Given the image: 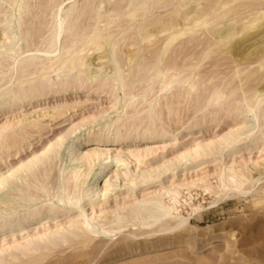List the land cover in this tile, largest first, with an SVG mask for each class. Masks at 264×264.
<instances>
[{
    "label": "bare ground",
    "instance_id": "6f19581e",
    "mask_svg": "<svg viewBox=\"0 0 264 264\" xmlns=\"http://www.w3.org/2000/svg\"><path fill=\"white\" fill-rule=\"evenodd\" d=\"M97 1L0 0L1 117L70 97L69 91L107 93L110 112L117 113L102 124L95 119L100 130L88 128V135H74L88 123L64 133L57 123L53 129L61 135H48L47 146L28 160L21 157L24 145L65 111L53 108L46 123L39 114L3 119L0 264H44L60 246L88 249L96 239H121L125 251L160 246L204 210L193 204V189L212 194L214 207L249 195L262 180L252 172L264 165V0H105L109 9ZM224 67L229 73L210 70ZM190 106L184 133L197 144L151 165L167 139L173 138L172 148L189 141L176 132ZM164 112L174 128L162 120ZM230 123L225 134L220 129L204 140L213 125ZM155 141L160 146L151 147ZM87 142L108 149L84 150ZM129 144L134 149H118ZM244 150L249 153L238 156ZM8 164L13 167L2 173ZM182 205L190 209L186 216Z\"/></svg>",
    "mask_w": 264,
    "mask_h": 264
},
{
    "label": "rangeland",
    "instance_id": "374dc122",
    "mask_svg": "<svg viewBox=\"0 0 264 264\" xmlns=\"http://www.w3.org/2000/svg\"><path fill=\"white\" fill-rule=\"evenodd\" d=\"M99 3H104L106 9L110 8V6L107 5V2L105 0H98L97 4ZM124 4L125 3H123V5ZM159 11L162 12L161 10ZM145 46H147V43H145ZM96 55L97 54H95V56ZM97 63H99V61L94 62V64ZM208 66L209 65H206L203 70L208 69L209 68ZM210 70L213 71L218 70L219 72L220 71L223 72L226 69L224 67V68L210 69ZM226 73H229V71L226 70ZM50 77L54 79L53 75H51ZM259 89H262V87L260 86ZM68 93L69 94L71 93L70 97H62V98L56 97V99H52V100L50 99L46 101L41 100L42 102L35 103L34 105H32L33 104L32 103L31 104L32 106L31 105H29V107L26 106L24 107L25 109L23 108L20 110L19 108H13L9 112H5L8 113L5 116L3 117L0 116V127H1L2 125H4L5 121L3 119L5 117L7 119L9 118L8 120L9 122H13L11 121V118L12 116L13 118L14 116L15 118H17V114L18 115L20 114L21 117H25V116L29 117V115L35 116V114H39V116H42L41 120L44 123H46L47 121H51L50 119H48V117H46V115L48 116V112L51 110L53 111L54 110L53 108H55L56 110L61 109L62 111L63 110L65 111V113L62 116H59L60 118L58 117V119H55L54 121L52 120L53 122L51 125H53V127H51L52 129L50 128L51 130L50 129L44 130L42 132L43 136L41 137L39 136L38 139L35 138L36 137L35 135H37L35 134L33 136V139L31 138L30 140L31 142H28L27 144L24 145L25 147H28V149H24V153L25 152L26 153L21 154V157H24L23 159L26 158V160H28L29 157L31 158V156L37 155L39 150H40L39 152H41V149L45 148L47 146V143H49L48 141L50 140L51 137L49 138L48 135L52 136L53 134H55V137L57 136L59 137L61 135L58 133V131L54 130L55 127H57L56 126L57 123L58 124L61 123L63 124V126H65L61 133H64L65 131L68 132L71 126L88 123V125H85L84 128H82L80 131H77V133L74 134L76 136L82 133L84 130L86 131V129L91 127H95V129H92V132L90 130L91 134L94 133L93 130L95 132L99 131L100 127H98V121L96 122L95 119L96 120L99 119V123H101V121L105 123L107 120L115 118L117 116V113L115 114L113 110H111L112 113L110 112V108L112 105L111 102H113V97L109 99L110 96H107V93H100V91H96V92L94 91L95 94L94 95L93 91H90L89 94L83 91L80 92L81 94H79L78 96L72 95L73 93H75L74 91H69ZM105 94L107 97L105 96ZM117 94L119 98L122 97V94L120 92ZM168 94L166 96H168ZM71 98H73L74 100L70 101ZM192 105L193 104H191V106ZM118 108L119 107H117V110ZM189 110H190L189 112H184L183 120L179 125H177V128H181V129H179V131L176 132V135L177 137L179 136V138L183 136L185 137L184 141L189 140L190 142L187 141L182 144H180L179 142L178 143L179 145H177L175 148H172V144L174 142L173 138L167 139L165 143L166 150L164 152L159 151L155 155V158L152 160L151 165L154 166L157 164L159 165L162 161L170 159L172 158V156L182 152L183 149L189 148L192 145L197 144V141H193L194 142L193 144L192 141L190 140V137L193 135H189V137L186 138L187 135H185L186 133H184L185 132L184 126H186V124L189 123L193 117L192 114L193 109L191 108ZM106 112L107 114H105ZM120 112L121 111L118 110V113ZM144 114L145 112H143L142 114L138 113L136 114L137 116H134V118L143 117ZM100 116L103 119H101ZM161 118L163 121L166 122V124H169L170 127L174 128V122H173L174 120L171 118L173 121L170 120L169 122L165 112L161 116ZM14 122H16V119ZM70 122L71 125H69ZM93 122H96L95 123L96 125H94ZM182 123L184 124L183 126L181 125ZM231 125L232 123H230L227 126H222V128L221 126H219L218 128L216 127V129L215 126L213 125L212 126L213 129L210 128L209 131L205 134L204 140L205 139L210 140L212 137L215 136L216 133L215 131H219L220 129H221V132L219 133L220 136L225 134L229 130L228 128L233 127ZM85 131L84 133L87 132L85 135H88L89 131L88 130L86 132ZM74 135L70 136V138H73ZM45 138H49V140H46ZM64 142H65L64 145L66 146V144H68L69 141L66 140ZM156 142L157 141H155V143L151 144L152 146L151 145L150 146L151 147L160 146L157 145ZM28 144L30 145V147ZM143 144L138 145L140 146L139 149L145 147V145ZM64 145L63 148H65ZM104 147L106 146H99L95 142H87L84 145V150L86 149L90 151L93 148H97L101 150L108 149ZM129 147H133L134 149V144H129L128 146L126 145L123 147L121 146L118 147V149L119 148L126 149ZM111 149H115V147H112ZM248 153L249 150L247 152L246 150H244L241 153H239L238 156H242V155L246 156ZM19 157H20L19 155H17V157L15 156L14 163H17V159ZM12 159L14 158L9 157L7 158V161L10 162L12 161ZM67 159L64 157V159L62 160L63 166L64 164H66L65 160ZM260 160L262 163H264L263 162L264 158ZM218 162L219 160L212 163H205L202 165L201 168L206 166H209L211 168L216 167L215 164H218ZM200 166L201 165L193 166L191 167V170L199 169ZM12 167L13 164L12 165L8 164L7 168L4 169L2 173H4L5 171H7ZM259 170L258 173H256L257 171L252 172L253 175L255 174L254 176L256 177V179L259 178V180L261 179L262 180L259 181L260 183L258 182L254 184V188H253L254 192L253 190H251V193L253 192L252 194L250 193L251 195L249 194L244 197L243 196L231 197L229 199L222 200L214 207L210 206L213 200H215V197L212 194L205 192L204 188L193 189L191 192L192 194L191 196L193 197L192 198L193 204H195L196 206L201 205L204 208V210L198 215L193 216V218L190 220V228L186 232H183V234H178L177 236H175V239H173V241L172 240L170 241L167 240V242L166 240L161 241L162 243L161 242L159 243H161L162 245L158 246V244L156 245L155 243L154 245H151L152 247L150 245L141 244V246H139L140 248L138 246H135L137 247V249L134 247V245H132L130 246V250H126V251L125 249H121L122 247L120 245H123L121 239H119L117 242H112V243L104 242L106 246L105 244H103V241L100 240L101 241L100 242L99 239H96L92 242V244L89 245L90 247H93L91 251L89 250L90 247L86 249L82 247L80 244H76L75 246L74 244L73 246L72 245L69 246V244L68 245L66 244L64 248L60 246L63 249H61L60 247L57 248L55 252L58 251L59 253H55V252L51 253L53 255L50 254L49 256L51 257L47 256L46 257L47 259L45 258L42 261V263L44 264H264V165L263 164L261 165ZM215 180L216 179H214V177L210 179L212 183H215ZM123 194L124 193H118L116 197L119 196L121 197ZM182 199L185 200V197L182 196ZM180 210H181V214L185 216L187 215V213H190V209L185 205H182ZM35 226L36 225H34L33 228H35ZM1 238L2 237L0 236V239ZM99 242L102 243L101 245H103V247L101 245L97 247V245L100 244ZM94 246H96L95 249ZM118 249L119 251H117ZM99 250L100 252H98ZM113 250H115L114 253L111 252ZM121 250H123L124 252ZM92 251L95 252L93 253ZM116 252H118V254H116ZM128 252L130 253L128 254ZM40 263L41 262L34 264H40Z\"/></svg>",
    "mask_w": 264,
    "mask_h": 264
}]
</instances>
